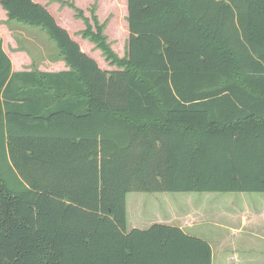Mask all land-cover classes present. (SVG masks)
Segmentation results:
<instances>
[{
  "label": "trees",
  "instance_id": "trees-1",
  "mask_svg": "<svg viewBox=\"0 0 264 264\" xmlns=\"http://www.w3.org/2000/svg\"><path fill=\"white\" fill-rule=\"evenodd\" d=\"M66 71L12 72L0 37V264H211L182 228H126L129 192H264V0H127L104 70L33 0Z\"/></svg>",
  "mask_w": 264,
  "mask_h": 264
},
{
  "label": "rangeland",
  "instance_id": "rangeland-1",
  "mask_svg": "<svg viewBox=\"0 0 264 264\" xmlns=\"http://www.w3.org/2000/svg\"><path fill=\"white\" fill-rule=\"evenodd\" d=\"M33 1L40 2L53 17H61L64 21L68 19L70 28L77 27L80 24V21L77 20L81 19L83 22L82 30L85 29L84 20L76 15L75 10L77 8L83 11L85 9L87 10H85V17L89 19L91 24H93L91 20L93 12L94 16L96 18L98 17L97 20L99 19L100 22H106L105 30H102L106 43L119 57L125 55L127 43L124 38L126 37L127 29H125L124 23L121 20L125 14L124 0ZM58 12H61V15H59ZM116 14L118 19L121 20H119L120 24H117V26L110 24L111 16ZM71 16L74 17L77 24L72 21ZM126 20L127 18L125 21ZM58 22L60 23L61 21ZM13 23L18 26L24 25L29 26L31 29L34 27L38 28L41 32L43 31V33H45L43 37L46 38L45 42L48 44L52 42L56 47L55 50L60 53L56 43L49 37L44 29L28 25L22 21L9 19L7 12L0 5V28H4L3 26L5 25L11 26ZM71 23L73 24L71 25ZM29 34L26 35V38L22 39V43L30 42L29 39H32V36ZM90 51L91 52H88L89 54H86L93 58L101 69L112 70L116 68L113 65H108L109 63L106 62L101 50L96 47L94 43L91 46ZM62 59L64 60L65 67L68 68L65 59L63 57ZM125 203L126 228L128 229L132 228L134 223L137 228L145 229L148 226L146 225V222H158L178 227H184L185 225L195 222L191 225L192 227H185L183 230L186 233L200 237L211 244L213 249L212 264H236L233 258L224 259V257L218 252L220 241L226 237L228 233L227 228L222 225L236 228L237 224L235 223L237 221H235V217H239V211L244 210L246 207L255 213H259L260 217L264 216V192H129L126 195ZM257 229V226L253 229L250 228L249 234L258 237L256 234H260V231ZM253 230L254 233H251ZM228 253L231 254L235 252L229 251ZM256 253L258 252L256 251Z\"/></svg>",
  "mask_w": 264,
  "mask_h": 264
},
{
  "label": "crops",
  "instance_id": "crops-1",
  "mask_svg": "<svg viewBox=\"0 0 264 264\" xmlns=\"http://www.w3.org/2000/svg\"><path fill=\"white\" fill-rule=\"evenodd\" d=\"M124 1H125V6H124L125 14L123 19L121 20L124 23L125 29H127V34L126 37L124 38L126 39V43H127L129 36L128 23L127 20L125 21V19L127 18V0ZM85 10L84 11L82 10L84 15H86ZM58 14L61 15V12H58ZM54 18L57 23H59L58 21H61L60 22L61 24L59 23L61 27L67 30L70 37L79 44L83 52L87 54H89L88 52H91L90 49L93 43L87 38H84L82 36L81 31L83 27L82 24L83 22L81 19L77 20L80 21V24L77 27L70 28L68 19L64 21L61 17L57 18L55 16ZM71 19L73 22L76 23L74 17H72ZM119 20L120 19H118L117 14L112 15L110 18L111 21L110 24L117 26V24H120ZM10 22H14V21H10ZM98 22L103 24V30H105L106 22L104 21L100 22L99 19ZM72 24L73 23H71V25ZM3 27L4 28L2 27L0 28L2 49L10 59L12 72H28V71L60 72L69 69V67L68 68L65 67L64 60L62 59L60 53H58V51L55 50L56 47L54 46V44L52 42L50 44L45 42L46 38L43 37V35H45L43 31L41 32L38 28H34V27L31 29L29 26H24V25L18 26L17 24L15 25V23L11 24V26L5 25ZM27 34L32 36V39H29L30 42L28 43H22V39L26 38ZM239 214H240L239 217H235L236 218L235 221H237L236 223L234 222L235 224H237L236 228L222 225L225 228H227L228 233L227 236L220 241L218 252L224 257V259L233 258L236 264H243V263L264 264V216L260 217L259 213H255L254 211L248 209L247 207L244 210H240ZM193 223L195 222H192L191 224L185 225L184 227L182 226L180 228L182 229L185 227L190 228L192 227L191 225ZM152 224L154 223L146 222V225H148L147 228L150 227ZM135 225L136 224L134 223V226L130 229L127 228V230L137 228ZM256 226L258 228L257 230L260 231V234L259 233L256 234L258 237L249 234L250 228L253 229ZM251 233H254V230L251 231ZM210 247L212 252V257H211V264H212L213 249L211 244ZM229 251L231 252L234 251L235 253L230 254L228 253ZM256 251L258 253H256Z\"/></svg>",
  "mask_w": 264,
  "mask_h": 264
}]
</instances>
